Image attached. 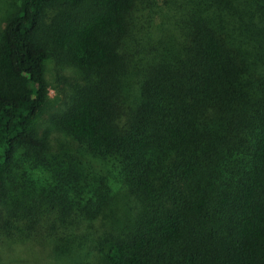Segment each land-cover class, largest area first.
Listing matches in <instances>:
<instances>
[{"label": "trees", "instance_id": "16d2710c", "mask_svg": "<svg viewBox=\"0 0 264 264\" xmlns=\"http://www.w3.org/2000/svg\"><path fill=\"white\" fill-rule=\"evenodd\" d=\"M18 2L0 21V246L264 264V0H168L161 24L154 0Z\"/></svg>", "mask_w": 264, "mask_h": 264}, {"label": "rangeland", "instance_id": "374dc122", "mask_svg": "<svg viewBox=\"0 0 264 264\" xmlns=\"http://www.w3.org/2000/svg\"><path fill=\"white\" fill-rule=\"evenodd\" d=\"M18 0H0V21L2 22L3 18L6 17L14 8H16L18 4ZM155 6L153 8H148L144 14L146 16L151 15L153 17L152 21L154 24H161L165 23V17L169 16L166 11L169 8L168 6V0H154ZM68 70V69H67ZM69 71V70H68ZM65 77L67 78V81H65ZM65 77H62L63 80L59 82L58 86L55 88H49V94L51 97H55L58 95L59 97L63 98L65 96V93L70 89V84L72 83L71 79L65 75ZM71 82V83H70ZM51 107L50 104L46 106L47 111ZM45 117L43 119L44 123ZM40 128H44L41 130H44L50 137L52 136L49 132L55 135L56 131L46 129V127H43L40 125ZM52 139V138H51ZM31 173V177L36 182H42V175L46 173V170L44 168H41V170L34 169L29 171ZM71 180V178L69 179ZM69 180L65 181L69 182ZM55 183L54 177H52L51 172H47L45 177V183ZM0 264H59L58 262H55L53 259L49 258L48 256V249L45 244H39V243H10V242H3V244L0 246Z\"/></svg>", "mask_w": 264, "mask_h": 264}]
</instances>
